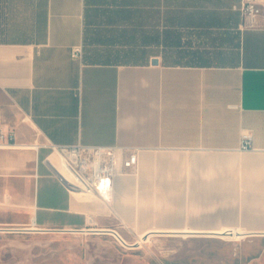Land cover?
<instances>
[{
    "label": "crops",
    "instance_id": "0c3cea01",
    "mask_svg": "<svg viewBox=\"0 0 264 264\" xmlns=\"http://www.w3.org/2000/svg\"><path fill=\"white\" fill-rule=\"evenodd\" d=\"M241 5L0 0L1 125L16 133L0 144V226L131 245L236 232L264 264V10L249 26ZM79 143L137 150V169L79 195L49 160Z\"/></svg>",
    "mask_w": 264,
    "mask_h": 264
},
{
    "label": "rangeland",
    "instance_id": "374dc122",
    "mask_svg": "<svg viewBox=\"0 0 264 264\" xmlns=\"http://www.w3.org/2000/svg\"><path fill=\"white\" fill-rule=\"evenodd\" d=\"M0 227L15 228L0 229V264L248 263L246 257L242 258L244 238H231L230 233L224 237L179 236L167 242L152 237L131 245L109 233L90 236L87 231L76 229H23L31 225Z\"/></svg>",
    "mask_w": 264,
    "mask_h": 264
},
{
    "label": "built area",
    "instance_id": "2783aa9c",
    "mask_svg": "<svg viewBox=\"0 0 264 264\" xmlns=\"http://www.w3.org/2000/svg\"><path fill=\"white\" fill-rule=\"evenodd\" d=\"M241 10L244 24L257 25L264 10V0H242ZM83 53L82 45L72 47L71 54L74 58H82ZM1 123L0 116V144L15 143V131L4 129ZM251 138V135L244 138L243 148L253 147ZM56 151L68 158L70 179L60 175L72 190H93L105 197L114 189L116 179L120 175L133 173L139 163L137 150L119 145H55L54 152Z\"/></svg>",
    "mask_w": 264,
    "mask_h": 264
},
{
    "label": "bare ground",
    "instance_id": "6f19581e",
    "mask_svg": "<svg viewBox=\"0 0 264 264\" xmlns=\"http://www.w3.org/2000/svg\"><path fill=\"white\" fill-rule=\"evenodd\" d=\"M67 156L56 151L55 153H52L49 157V160L52 164H54L56 166V168L58 169L59 173L62 174V176L70 179L69 176V172H68V168H67ZM77 194L88 197L89 196H96V195H100L101 194L99 192H95L93 190H85V189H79L75 191ZM98 197V196H97ZM95 198V197H94ZM27 228V227H26ZM30 228V227H29ZM35 228V227H34ZM228 234V232H224V234ZM231 235H229V237L231 238H239V236L237 235L236 232L230 233ZM149 237V235H148ZM152 240V239H151Z\"/></svg>",
    "mask_w": 264,
    "mask_h": 264
},
{
    "label": "water",
    "instance_id": "95a60500",
    "mask_svg": "<svg viewBox=\"0 0 264 264\" xmlns=\"http://www.w3.org/2000/svg\"><path fill=\"white\" fill-rule=\"evenodd\" d=\"M158 59L157 58H154L153 60H152V62L154 63V64H157L158 63ZM1 229V228H0ZM3 229H15V228H3ZM16 229H18V228H16ZM19 229H22V228H19ZM23 229H27V228H23ZM229 232H231V231H229Z\"/></svg>",
    "mask_w": 264,
    "mask_h": 264
}]
</instances>
